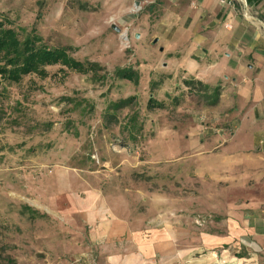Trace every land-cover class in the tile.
<instances>
[{"label":"rangeland","instance_id":"374dc122","mask_svg":"<svg viewBox=\"0 0 264 264\" xmlns=\"http://www.w3.org/2000/svg\"><path fill=\"white\" fill-rule=\"evenodd\" d=\"M86 8L85 0H0V16L15 27L36 28L48 45L108 72L100 81L92 74L64 76L57 66L47 69V79L30 76L12 86L0 81V264H54L76 242H85L78 227L83 213L99 209L113 220L125 195H131V209L169 203L173 212L194 210V226L210 248V221L225 215L210 212L218 187L205 173L218 156L200 143L216 130L206 100L185 90L179 75L161 73V50L152 52L149 39L139 41L131 27L105 20L97 6ZM120 68L138 72V84L112 82L109 76ZM151 94L163 109H148ZM129 97L135 104L108 112ZM133 113L139 118L135 132L126 128ZM221 190L225 197L223 184ZM37 235L39 244L30 240ZM245 246L236 255L257 254L256 245ZM66 256L85 264V256Z\"/></svg>","mask_w":264,"mask_h":264},{"label":"crops","instance_id":"0c3cea01","mask_svg":"<svg viewBox=\"0 0 264 264\" xmlns=\"http://www.w3.org/2000/svg\"><path fill=\"white\" fill-rule=\"evenodd\" d=\"M95 6L105 20L131 27L135 39H149L152 52L161 50L157 66L163 75H179L184 86L197 83L185 90L206 100L216 129L200 141L218 156L205 173L218 187L210 212L225 217L212 222L209 215L207 248L194 226V210L173 212L166 203L135 212L131 195H123L113 220L99 209L83 213L78 227L85 242H76L54 264H73L68 254L85 256V264H264V0H85L87 10ZM30 240L39 244L42 238ZM245 243L256 245L257 254L236 255Z\"/></svg>","mask_w":264,"mask_h":264},{"label":"trees","instance_id":"16d2710c","mask_svg":"<svg viewBox=\"0 0 264 264\" xmlns=\"http://www.w3.org/2000/svg\"><path fill=\"white\" fill-rule=\"evenodd\" d=\"M60 67L64 76L70 72L81 75L92 74L94 78L100 81L105 80L108 72L99 64L85 62L72 56L68 49L61 47H52L48 45L44 37L38 33L36 28L28 30L26 28H17L13 22L5 16H0V81L9 85H19L30 76H35L40 79H47L50 75L47 71L51 67ZM100 72H105L101 75ZM112 82L116 80H129L133 82L139 81V74L136 71L120 68L115 70L111 76ZM106 81V80H105ZM195 81L185 82V86L193 88L197 83ZM154 88L159 87L156 83ZM7 90V87L5 88ZM215 92L218 93L217 89ZM68 99V98H64ZM135 97L119 100L111 107L110 110H123L126 107L135 104ZM177 100V99H173ZM85 101V99L83 100ZM163 109L164 104L157 101L154 95L151 94V99L148 103V109L152 108ZM132 109V108H131ZM138 114V113H137ZM136 113L130 114L127 117L126 128H131L134 132L138 129L139 120ZM112 119L115 116H109ZM108 120V119H107ZM111 122V121H109ZM140 131V130H139Z\"/></svg>","mask_w":264,"mask_h":264},{"label":"water","instance_id":"95a60500","mask_svg":"<svg viewBox=\"0 0 264 264\" xmlns=\"http://www.w3.org/2000/svg\"><path fill=\"white\" fill-rule=\"evenodd\" d=\"M117 31L119 32L120 30H119V29H117Z\"/></svg>","mask_w":264,"mask_h":264}]
</instances>
